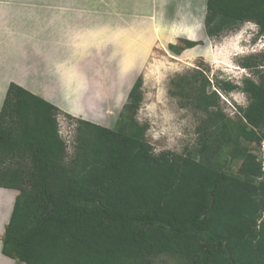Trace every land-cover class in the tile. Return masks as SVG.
Returning a JSON list of instances; mask_svg holds the SVG:
<instances>
[{"label": "trees", "instance_id": "trees-1", "mask_svg": "<svg viewBox=\"0 0 264 264\" xmlns=\"http://www.w3.org/2000/svg\"><path fill=\"white\" fill-rule=\"evenodd\" d=\"M254 23L264 35V0H208L209 38ZM170 44L180 55L201 42ZM261 57V58H260ZM264 56L243 60L246 69ZM138 77L111 129L77 121L73 153L58 107L20 85L8 86L0 112V188L18 192L2 238L17 264H264V74L243 85L202 71L174 95L205 116L196 147L154 152ZM241 91L248 105L229 117L220 93ZM253 145H258L254 150ZM160 262V263H159Z\"/></svg>", "mask_w": 264, "mask_h": 264}, {"label": "crops", "instance_id": "crops-1", "mask_svg": "<svg viewBox=\"0 0 264 264\" xmlns=\"http://www.w3.org/2000/svg\"><path fill=\"white\" fill-rule=\"evenodd\" d=\"M158 1L1 0L0 112L11 83L61 111L57 100L73 97L76 92L81 94L77 99L108 100L112 68H118L121 80L139 75L146 61L145 52L162 31L159 21L154 20L156 15L146 17L150 7L158 8ZM173 1L175 6L197 4L196 0ZM188 14H184L183 26L171 27L168 43L197 40L194 32L193 38L185 34V29L191 31L188 26L192 27L194 19L192 9ZM203 30L206 34L204 26ZM12 191L18 196L15 190L0 188L1 253L5 227L17 198Z\"/></svg>", "mask_w": 264, "mask_h": 264}, {"label": "rangeland", "instance_id": "rangeland-1", "mask_svg": "<svg viewBox=\"0 0 264 264\" xmlns=\"http://www.w3.org/2000/svg\"><path fill=\"white\" fill-rule=\"evenodd\" d=\"M159 1L156 3L158 8L152 10V6L148 9L149 12L146 11V17L156 15L154 20L159 21L157 23L162 27V31L156 30L159 36L155 38L152 47L145 52L146 61L139 75L135 74L137 78L141 77L143 80L144 96L137 120L141 124L148 125L146 137L156 154L164 151L183 153L196 147L197 126L205 115L172 93L176 82L184 77L190 78L197 71H202L209 79L212 91L216 90L215 78L241 86L245 78H253L259 82L260 75L264 74V64L258 68L246 69L242 66V62L250 56H264V35L259 33L256 24L248 22L226 32L220 38L211 39L204 34L203 30L206 1L196 0L197 4L185 7L184 5L175 6L173 0ZM190 9L193 10V25L192 27L186 25L191 31L185 29V34L193 38L192 32H194L197 36L196 41L201 44L177 56L169 50V31L171 27L185 24L184 14L189 15ZM175 44L184 46L180 40H177ZM112 71L113 75L108 76V100L93 102L77 99L81 97L80 92H76L73 97L57 100L58 106L65 111H62L58 118L60 133L69 146V155L73 153L77 121L69 119L67 114L80 115L76 118L107 128L118 127L119 115L127 101L128 91L137 78L134 80L135 76H125V79L121 80L123 77L118 76V68H112ZM220 96L225 113L233 120L237 119L238 106L248 105L247 96L241 91H235L229 95L220 93ZM253 148L257 151L259 147L253 145ZM261 148H264V144ZM11 194L17 196L13 191ZM0 206L2 207L3 204L0 203ZM7 206L10 208V205ZM160 262L161 264L174 263L171 259ZM0 264H17V262L4 256L0 250Z\"/></svg>", "mask_w": 264, "mask_h": 264}, {"label": "built area", "instance_id": "built-area-1", "mask_svg": "<svg viewBox=\"0 0 264 264\" xmlns=\"http://www.w3.org/2000/svg\"><path fill=\"white\" fill-rule=\"evenodd\" d=\"M264 149V148H263ZM263 157H264V154H263ZM263 170H264V162H263Z\"/></svg>", "mask_w": 264, "mask_h": 264}, {"label": "bare ground", "instance_id": "bare-ground-1", "mask_svg": "<svg viewBox=\"0 0 264 264\" xmlns=\"http://www.w3.org/2000/svg\"><path fill=\"white\" fill-rule=\"evenodd\" d=\"M157 30H158V28H157ZM163 32H164V27H163ZM164 34V33H163ZM83 100V99H82ZM85 103V102H84ZM83 104V103H82Z\"/></svg>", "mask_w": 264, "mask_h": 264}]
</instances>
